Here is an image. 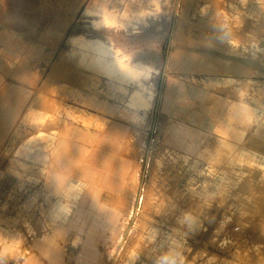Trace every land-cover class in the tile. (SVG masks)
Wrapping results in <instances>:
<instances>
[{"label":"rangeland","instance_id":"rangeland-1","mask_svg":"<svg viewBox=\"0 0 264 264\" xmlns=\"http://www.w3.org/2000/svg\"><path fill=\"white\" fill-rule=\"evenodd\" d=\"M90 6L129 17L124 27L99 28L100 15L81 17ZM10 25L0 33V73L34 90L39 129L46 111L59 117L50 124L55 133L67 122L109 117L134 124L129 146L139 189L105 264H264V0H84L60 34L50 27L47 38L29 39ZM71 36L101 37L128 52L142 42L161 48L163 70L150 60L144 79L148 107H137L141 98L131 96L138 84L116 71L130 65L100 66L86 54L84 66ZM169 74H205L238 91L227 125L197 158L159 138L157 106ZM22 234L1 239L7 256L25 244Z\"/></svg>","mask_w":264,"mask_h":264},{"label":"crops","instance_id":"crops-1","mask_svg":"<svg viewBox=\"0 0 264 264\" xmlns=\"http://www.w3.org/2000/svg\"><path fill=\"white\" fill-rule=\"evenodd\" d=\"M82 1L0 0L5 7L0 33L18 24L29 39L47 38L50 27L60 34ZM85 14L100 15L99 28L124 27L129 17L126 10L118 15L95 6L81 17ZM69 41L84 66L82 58L89 54L101 65L139 67L137 77L120 79L135 81L131 99L137 92V107H148L144 79L150 76L144 69L153 63L154 69L163 70L161 48L142 42L128 52L101 37L71 36ZM195 79L167 75L157 106L159 138L167 148L191 158L202 153L215 130L227 125L238 102L236 89L205 74ZM36 102L31 87L0 73V264H105L106 251L118 244L129 202L139 189L137 160L129 146L134 124L109 117L90 124L67 122L55 133L50 128L55 116L49 111L45 129L38 128ZM19 232L27 241L7 256L1 239Z\"/></svg>","mask_w":264,"mask_h":264},{"label":"bare ground","instance_id":"bare-ground-1","mask_svg":"<svg viewBox=\"0 0 264 264\" xmlns=\"http://www.w3.org/2000/svg\"><path fill=\"white\" fill-rule=\"evenodd\" d=\"M106 46V45H105ZM104 49V48H103ZM107 49V48H106ZM105 50V49H104ZM107 51V50H106ZM99 59V58H98ZM172 59H173V57H171V62H172ZM97 61V60H96ZM98 63V62H97ZM98 65H99V63H98ZM109 65V64H108ZM111 65V64H110ZM100 66H102V65H100ZM112 66L114 67V69H115V66L112 64ZM107 68V67H106ZM112 68V67H111ZM149 69H151L150 67H145V69H144V73L145 74H150V72H151V70H149ZM118 73H120V71H122V75H125V76H127V77H133V78H135V77H137L138 75H140V73L142 72V70L141 69H139V68H137V67H130V66H128V68H127V70H123V69H118V70H116ZM113 72V71H112ZM124 73V74H123ZM116 74V76L118 75L117 73H115ZM118 77V76H117ZM139 78V77H138ZM133 102V103H132ZM138 101L136 100V98H133V100L132 101H130V104L131 105H136V103H137Z\"/></svg>","mask_w":264,"mask_h":264}]
</instances>
